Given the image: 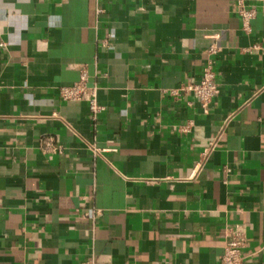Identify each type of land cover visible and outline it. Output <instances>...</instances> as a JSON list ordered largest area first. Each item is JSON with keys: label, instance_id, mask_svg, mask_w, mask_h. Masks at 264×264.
I'll list each match as a JSON object with an SVG mask.
<instances>
[{"label": "crops", "instance_id": "crops-1", "mask_svg": "<svg viewBox=\"0 0 264 264\" xmlns=\"http://www.w3.org/2000/svg\"><path fill=\"white\" fill-rule=\"evenodd\" d=\"M247 5L249 30L235 0H0V264H219L237 225L264 264V0ZM214 44L205 114L172 91ZM82 68L95 116L60 95Z\"/></svg>", "mask_w": 264, "mask_h": 264}, {"label": "built area", "instance_id": "built-area-1", "mask_svg": "<svg viewBox=\"0 0 264 264\" xmlns=\"http://www.w3.org/2000/svg\"><path fill=\"white\" fill-rule=\"evenodd\" d=\"M238 14L243 21L245 30H249L252 20L256 16V11L248 7L247 0H235ZM220 50L217 44L210 47L208 51V60L203 68L201 79L198 83H189L172 91L175 97H180L182 94H192L200 103L205 114H209L211 105L215 98L220 93V86L217 81V73L213 56ZM89 75L85 68L80 70V81L69 87H62L60 90L61 98L64 101L70 100H85L89 102L92 114L98 115L103 108L98 105L95 89L87 87ZM187 129V128H186ZM222 133L204 149L201 154L200 161L194 168L190 179L195 178L202 169L203 162L208 159L210 152L217 146ZM49 147L52 148L51 144ZM247 243V232L244 225L228 227L226 230V241L224 251L219 258V264H244L243 250ZM28 264V263H25ZM84 264H94L93 261H87Z\"/></svg>", "mask_w": 264, "mask_h": 264}]
</instances>
